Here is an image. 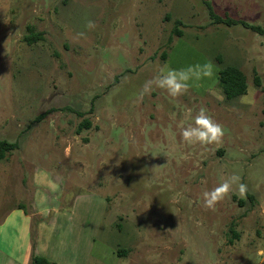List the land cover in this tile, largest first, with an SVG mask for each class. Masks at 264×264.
Returning <instances> with one entry per match:
<instances>
[{
    "label": "rangeland",
    "instance_id": "1",
    "mask_svg": "<svg viewBox=\"0 0 264 264\" xmlns=\"http://www.w3.org/2000/svg\"><path fill=\"white\" fill-rule=\"evenodd\" d=\"M208 4L264 27V0H0V140L18 144L0 161V221L18 203L32 212L48 174L62 207L77 191L103 212L90 264H264V36L216 23ZM32 32L43 37L29 44ZM209 62L185 94L139 97L162 68ZM228 67L251 103L225 97ZM201 107L222 143L183 141ZM232 174L247 193L233 185L205 208L202 193Z\"/></svg>",
    "mask_w": 264,
    "mask_h": 264
},
{
    "label": "crops",
    "instance_id": "2",
    "mask_svg": "<svg viewBox=\"0 0 264 264\" xmlns=\"http://www.w3.org/2000/svg\"><path fill=\"white\" fill-rule=\"evenodd\" d=\"M35 177L37 194L32 200V212L18 203L0 221V264H31L33 251L55 264H90L103 212L89 204L79 205L90 195L77 191L62 207V179L56 177L55 183L48 174L38 173ZM53 195L56 202H52ZM34 216L42 219L36 224L37 243L33 250Z\"/></svg>",
    "mask_w": 264,
    "mask_h": 264
},
{
    "label": "clouds",
    "instance_id": "3",
    "mask_svg": "<svg viewBox=\"0 0 264 264\" xmlns=\"http://www.w3.org/2000/svg\"><path fill=\"white\" fill-rule=\"evenodd\" d=\"M87 26L92 28L95 25L94 22L89 21ZM213 74L211 62L204 65H189L180 69L162 68L158 75L145 82L139 97L142 99L145 94H149L155 87L165 90L169 96L176 98L189 90L191 82L211 78ZM238 99L241 103H251L247 93ZM180 135L183 141L190 145L207 146L222 143L225 133L223 126L213 119L206 108L201 107L194 116L193 124L183 128ZM240 181L241 178L238 175L232 174L226 179H222L218 186L204 191L202 193L203 206L214 210L216 205L230 194L233 185L238 186V191L242 196L245 195L248 190L247 185ZM257 254L264 255V249L258 250Z\"/></svg>",
    "mask_w": 264,
    "mask_h": 264
},
{
    "label": "trees",
    "instance_id": "4",
    "mask_svg": "<svg viewBox=\"0 0 264 264\" xmlns=\"http://www.w3.org/2000/svg\"><path fill=\"white\" fill-rule=\"evenodd\" d=\"M208 7H209L210 16L215 20L216 23L226 24L227 26H234V25L240 24L248 29H251L257 34L264 36V27H262L261 25H250L246 21L236 20L230 17L224 18L220 15H217L209 4H208ZM179 25H181V22L177 23L176 29L174 32L178 36H182V31L178 29ZM42 37H43L42 33L32 32L30 33V35L26 36L25 40L29 44H33L41 40ZM218 80H219V86L222 88L223 93L228 100L235 99L247 93V89H248L247 77L245 73L237 67H228V68L221 70L219 72ZM255 80H256L255 82L257 83V85H260L259 79L256 78ZM90 125H91L90 122L86 120L81 124L80 128H90ZM17 148H18L17 143H12L6 140H0V161L4 160L8 153L16 150ZM21 209H23V207H21ZM27 213L30 214V212L28 211ZM37 221H38L37 216H34L33 217V227H32L33 250L35 249V246H36ZM31 264H55V263L49 262L47 259L36 255L33 251Z\"/></svg>",
    "mask_w": 264,
    "mask_h": 264
}]
</instances>
